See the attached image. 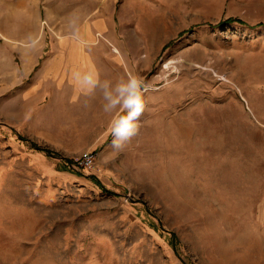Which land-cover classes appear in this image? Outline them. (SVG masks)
<instances>
[{"label": "rangeland", "instance_id": "obj_1", "mask_svg": "<svg viewBox=\"0 0 264 264\" xmlns=\"http://www.w3.org/2000/svg\"><path fill=\"white\" fill-rule=\"evenodd\" d=\"M0 264H264V0H0Z\"/></svg>", "mask_w": 264, "mask_h": 264}, {"label": "clouds", "instance_id": "obj_2", "mask_svg": "<svg viewBox=\"0 0 264 264\" xmlns=\"http://www.w3.org/2000/svg\"><path fill=\"white\" fill-rule=\"evenodd\" d=\"M109 89V81H101L94 73H84L77 76V85L82 92L89 94L98 86ZM143 82L134 76H129L125 81L117 84L115 95L105 91L107 100L105 111L109 108L121 106V115L111 122V144L114 151L122 150L139 132V121L144 111Z\"/></svg>", "mask_w": 264, "mask_h": 264}, {"label": "built area", "instance_id": "obj_3", "mask_svg": "<svg viewBox=\"0 0 264 264\" xmlns=\"http://www.w3.org/2000/svg\"><path fill=\"white\" fill-rule=\"evenodd\" d=\"M92 162H94V155L86 153V155L83 157L82 164L84 166H91Z\"/></svg>", "mask_w": 264, "mask_h": 264}, {"label": "bare ground", "instance_id": "obj_4", "mask_svg": "<svg viewBox=\"0 0 264 264\" xmlns=\"http://www.w3.org/2000/svg\"><path fill=\"white\" fill-rule=\"evenodd\" d=\"M95 43H97V41H95ZM112 51H113V53H117V54L120 53L119 48H118V47H115V46L113 47ZM115 60L119 61L117 57H115ZM92 68H93V69H92V71H93V70H94V67H92ZM82 71H83V73H89V70H87V69H82ZM94 71H95V70H94ZM95 72H96V71H95Z\"/></svg>", "mask_w": 264, "mask_h": 264}, {"label": "trees", "instance_id": "obj_5", "mask_svg": "<svg viewBox=\"0 0 264 264\" xmlns=\"http://www.w3.org/2000/svg\"><path fill=\"white\" fill-rule=\"evenodd\" d=\"M233 20V19H232ZM37 147V146H36ZM38 148V150H42L43 151V149L42 148H40V147H37ZM48 154H52V152H50V151H46ZM103 185H101V187H102ZM172 241H173V243H175V236L172 234Z\"/></svg>", "mask_w": 264, "mask_h": 264}]
</instances>
